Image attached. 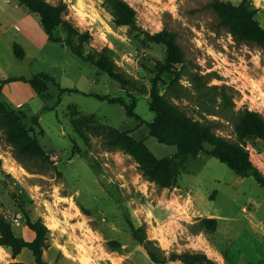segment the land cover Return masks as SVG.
I'll return each mask as SVG.
<instances>
[{"label": "rangeland", "instance_id": "1", "mask_svg": "<svg viewBox=\"0 0 264 264\" xmlns=\"http://www.w3.org/2000/svg\"><path fill=\"white\" fill-rule=\"evenodd\" d=\"M62 1L65 19L90 34L88 43L76 39L75 44L86 54L107 48L125 84L75 55L66 43L38 48L0 20V80L23 76L44 86L38 93L28 82L17 81V104L9 96L0 100L51 160L19 161L0 127V212L16 234L32 240L25 213L33 220L42 218L50 229L43 253L48 264H155L132 238L129 222L144 226L166 255L202 252L216 264H264V188L254 178H242L202 152L187 157L174 186L160 188L133 156L108 144L110 135L127 132L159 160L176 154V146L159 143L149 132L156 77L161 93L179 77L180 85L168 98L196 119L214 120L216 132L235 141L234 112L247 107L264 115L263 50L235 40L210 7L212 0H125L136 12L133 26L116 25L103 0ZM220 1L249 6L264 28V0ZM7 5L25 8L16 0ZM164 28L178 34L184 64L166 65V47L146 40L145 33ZM55 34L65 39L66 25ZM196 73L210 85L228 86L234 109L222 113L217 98L216 115L208 114L196 97ZM96 96L121 98L134 105L140 118L128 117L122 105ZM246 148L264 175V142L252 138ZM202 218L216 219V230L203 228ZM111 240L121 242V248L111 249ZM15 261L30 263L34 257L24 250L12 260L9 250L0 248V264Z\"/></svg>", "mask_w": 264, "mask_h": 264}, {"label": "trees", "instance_id": "2", "mask_svg": "<svg viewBox=\"0 0 264 264\" xmlns=\"http://www.w3.org/2000/svg\"><path fill=\"white\" fill-rule=\"evenodd\" d=\"M16 1L23 5L31 15L38 18L39 25L50 42L66 43L75 55L93 63L99 71L107 73L124 86L125 80L116 69L112 55L107 48L86 54L80 45L75 44L76 39L81 45L88 43L90 34L80 32L77 27L65 19L67 12L65 2L61 0L58 4H51L47 0ZM103 6L111 14L116 25L133 26L135 24V9L127 1L103 0ZM210 7L218 16L220 24L235 40L254 44L264 52V28L255 19L254 10L243 3L235 5L230 1L220 0H212ZM63 25H66L65 39L55 34L57 28ZM145 38L149 42L162 44L166 47V65L185 63L186 55L178 43L176 32L164 28L154 34L145 33ZM17 57L23 58V54L18 55L17 53ZM46 77L52 79L49 76ZM156 79L158 78L156 77ZM156 79L150 93L149 109L154 113V119L148 123L149 132L159 143L176 146V154L159 160L143 142L136 141L127 132L110 135L108 144L118 146L133 156L143 174L150 181L157 183L160 188L174 186L177 177L185 168L187 157H196L202 152L226 164L238 176L254 178L264 188V175L253 165L250 153L246 148V141L249 139L258 138L264 142V115L247 107L234 112L236 140L231 141L216 132L214 120L196 119L168 98V93L180 85L179 77L173 78L168 83L164 93L159 91ZM192 80L195 85L196 97L208 114L216 115L214 109L217 106L215 102L217 98L221 101L219 107H221L222 113H228L234 109L235 105L228 86L225 84L210 85L205 80V76L199 73H196ZM15 81L30 83L38 93L44 91V86H39L36 78L10 77L0 80V98L2 86ZM66 91L72 90L66 89ZM96 97L100 100H108L112 104L122 105L128 117L140 118L134 112V105L129 106L121 98ZM6 105L7 103L0 100V127L4 130L6 140L13 146L16 158L21 162L33 159L51 161L39 140L21 127L19 118ZM32 121L35 125L40 126L37 117H34ZM206 145L210 147V150H206ZM82 210L86 213L84 208ZM129 223L132 238L144 247L149 258L155 264H167L175 261H180L182 264H216L202 252H172L170 255H166L156 241L148 238L144 226L135 227L132 222ZM200 223L203 228L209 231H215L217 228V220L214 218H202ZM25 225L33 233L32 240L17 235L12 223L0 212V246L9 250L12 260H17L24 250L31 252L34 257V261L30 263L15 261L9 264H48L43 258V253L49 247L50 229L42 218L33 220L27 212L25 213ZM108 245L113 250L121 248V242L117 240L109 241Z\"/></svg>", "mask_w": 264, "mask_h": 264}, {"label": "crops", "instance_id": "3", "mask_svg": "<svg viewBox=\"0 0 264 264\" xmlns=\"http://www.w3.org/2000/svg\"><path fill=\"white\" fill-rule=\"evenodd\" d=\"M8 1L11 2L13 0H0V20L3 23H9L22 36H24L27 40L32 42L38 48L46 46L50 41L48 40V37L41 28V26L39 25L37 19L21 6H18L19 8H17V6H8L7 3H10ZM15 47H17V45H15ZM20 77L23 76L13 78ZM15 85H17V81L15 83L3 85L1 89V98H3V96H9L12 100L11 102L17 104V97L15 96L17 88L15 90ZM25 91L29 92V94L31 93L29 88H26Z\"/></svg>", "mask_w": 264, "mask_h": 264}, {"label": "bare ground", "instance_id": "4", "mask_svg": "<svg viewBox=\"0 0 264 264\" xmlns=\"http://www.w3.org/2000/svg\"><path fill=\"white\" fill-rule=\"evenodd\" d=\"M1 249H4V247L0 246ZM85 249V247H83ZM86 250V249H85Z\"/></svg>", "mask_w": 264, "mask_h": 264}]
</instances>
